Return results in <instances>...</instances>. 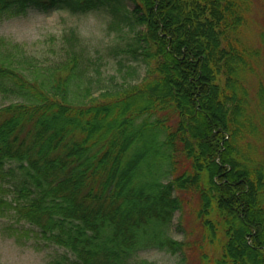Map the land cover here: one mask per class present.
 <instances>
[{
	"label": "trees",
	"instance_id": "obj_1",
	"mask_svg": "<svg viewBox=\"0 0 264 264\" xmlns=\"http://www.w3.org/2000/svg\"><path fill=\"white\" fill-rule=\"evenodd\" d=\"M252 6L0 0V18L104 8L131 32L107 77L70 27L40 76L0 57V93L21 98L0 105V206L64 248L49 264H129L145 247L174 264H264V35L244 38ZM187 196L199 235L175 239L165 227Z\"/></svg>",
	"mask_w": 264,
	"mask_h": 264
},
{
	"label": "rangeland",
	"instance_id": "obj_2",
	"mask_svg": "<svg viewBox=\"0 0 264 264\" xmlns=\"http://www.w3.org/2000/svg\"><path fill=\"white\" fill-rule=\"evenodd\" d=\"M249 21L243 35L250 44L260 43L264 35V0H252ZM80 13V12H74ZM72 21L53 13L29 9L25 14L0 18V57L8 56L12 63L28 76L48 72V67L59 59V45L64 42L63 35ZM116 33L115 43L98 58L102 76L117 74V60L124 58L122 52L113 53L114 47H121L131 40V32L126 26L118 28L112 24ZM263 49V46H261ZM21 57V58H20ZM17 58V59H16ZM6 59V58H5ZM126 62V60H124ZM43 62V63H42ZM21 99L14 95L0 93V105L11 100ZM7 197V195L5 194ZM183 208L176 211L171 223L165 227V233L175 239L192 240L199 235L198 220L195 216L197 201L187 196ZM0 206V264H49V261L64 253V248L42 238L35 225L17 218L12 209ZM179 222V223H178ZM183 231H180V228ZM208 251L214 250L205 245ZM196 251L193 253L196 258ZM147 259L158 264H174L178 256L158 247L141 248L129 264H139V259Z\"/></svg>",
	"mask_w": 264,
	"mask_h": 264
},
{
	"label": "clouds",
	"instance_id": "obj_3",
	"mask_svg": "<svg viewBox=\"0 0 264 264\" xmlns=\"http://www.w3.org/2000/svg\"><path fill=\"white\" fill-rule=\"evenodd\" d=\"M54 14L70 19V28L75 31L80 45L88 55H103L115 43L116 33L112 30L113 17L104 8H90L74 13L70 8L53 10Z\"/></svg>",
	"mask_w": 264,
	"mask_h": 264
}]
</instances>
